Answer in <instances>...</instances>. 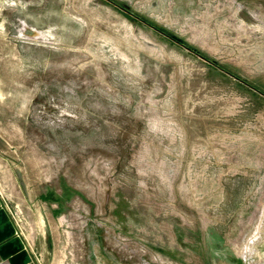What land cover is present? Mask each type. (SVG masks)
Instances as JSON below:
<instances>
[{
  "label": "rangeland",
  "instance_id": "1",
  "mask_svg": "<svg viewBox=\"0 0 264 264\" xmlns=\"http://www.w3.org/2000/svg\"><path fill=\"white\" fill-rule=\"evenodd\" d=\"M0 190L35 264H264V0H0Z\"/></svg>",
  "mask_w": 264,
  "mask_h": 264
},
{
  "label": "crops",
  "instance_id": "2",
  "mask_svg": "<svg viewBox=\"0 0 264 264\" xmlns=\"http://www.w3.org/2000/svg\"><path fill=\"white\" fill-rule=\"evenodd\" d=\"M0 264H35L24 233L0 190Z\"/></svg>",
  "mask_w": 264,
  "mask_h": 264
}]
</instances>
